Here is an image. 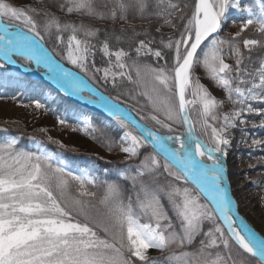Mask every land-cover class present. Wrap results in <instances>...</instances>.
I'll return each mask as SVG.
<instances>
[{"label":"snow or ice","instance_id":"snow-or-ice-1","mask_svg":"<svg viewBox=\"0 0 264 264\" xmlns=\"http://www.w3.org/2000/svg\"><path fill=\"white\" fill-rule=\"evenodd\" d=\"M37 5L0 0V86L40 87L11 76L9 66L43 73L66 96L107 113L104 128L118 136L91 124L83 131H100L102 147L123 155L100 179L74 172L39 141L35 151L21 149L19 137L0 128V264H264V236L238 215L225 166L232 130L246 134L240 126L249 116L264 129V0ZM230 13L242 23L221 36ZM99 81L116 94L105 95Z\"/></svg>","mask_w":264,"mask_h":264},{"label":"rangeland","instance_id":"rangeland-1","mask_svg":"<svg viewBox=\"0 0 264 264\" xmlns=\"http://www.w3.org/2000/svg\"><path fill=\"white\" fill-rule=\"evenodd\" d=\"M11 1L16 5L25 6L29 3L37 5V0ZM241 23L242 20L239 15L230 13L227 22L223 26L221 36L234 34L238 31ZM242 35L249 36L250 33L246 31ZM227 62L231 63V61ZM17 73L20 72L9 68L11 76H16ZM20 74L22 77H27L36 82L33 78ZM195 76L199 77L200 83L207 87L213 96L217 99L223 97L222 90L214 87L213 82L205 78V73L201 68L196 69ZM39 84L41 86L35 91L23 92L15 86H0V126L2 128L7 126L9 129L17 131L19 129L32 131L42 137L30 139L24 143L16 132L9 130L7 135L9 137H19L18 147L24 150L35 151L37 148L36 141H39L46 152L55 154L62 163L69 165L74 172L77 169L85 172L93 169V175L105 174L96 171L95 164L87 163V166L84 165L83 167L72 165L77 164L74 154H88L106 163L118 162L119 157L123 155L118 152L110 153L105 147H102L99 142L103 138L100 131L93 133L92 128H88L86 133L83 129L86 124H91L96 129H104L113 136H118L120 133L105 129L104 125L107 120L103 118L98 120L96 118L99 117L93 118L72 104H65L67 102L61 98L60 92L55 88L47 87L40 82ZM36 103L41 104L40 109L35 108ZM195 109L196 106L190 108L191 112L193 111L192 117L197 112ZM61 118L65 119L66 126L59 123ZM248 119L250 123L240 126L247 129L246 134L242 133L239 128L231 132V145L225 162L226 176L229 182L230 194L237 203L240 215L255 231L264 236V200L261 199V197H264V147L253 145V140L264 141V129L252 127L253 123H259V117L249 116ZM73 129L81 130L74 131ZM197 134H201L199 130ZM5 135V133L0 132V140ZM93 136L98 139H94ZM48 137L59 141L65 147L61 149L57 145L49 143ZM202 137L206 141L208 140L207 136ZM253 180L257 181L258 185L254 186L250 183ZM153 255H157V253L153 252Z\"/></svg>","mask_w":264,"mask_h":264},{"label":"trees","instance_id":"trees-1","mask_svg":"<svg viewBox=\"0 0 264 264\" xmlns=\"http://www.w3.org/2000/svg\"><path fill=\"white\" fill-rule=\"evenodd\" d=\"M12 2V1H11ZM13 3V2H12ZM14 4V3H13ZM14 5H16V4H14ZM16 6H24V5H16ZM58 15H61L64 19H66V20H76V19H78L77 17H75V16H65L63 13H57ZM101 27H105V26H108V25H106L105 23H103V22H97ZM138 23V22H137ZM118 27H119V25H118ZM167 30H169V31H167ZM171 29H168V28H165V29H162V32L165 34V35H167V34H169V33H171ZM48 47H49V49H51L52 48V43H49L48 45H47ZM57 59L58 60H60V57H57ZM61 63H63V65H65V66H67V67H70L71 69H73V66L71 65V64H69L68 62H67V60H62V61H60ZM96 63H97V66L98 67H104L105 65L103 64V62L101 61V59H100V56L99 55H97V58H96ZM161 63H163V62H161ZM99 75V74H98ZM99 84H100V90H102V91H104V93L106 94V95H115L116 93L114 92V91H112V89H111V85H108V87H107V90L105 91V89H104V85H103V82L102 81H99ZM41 86V85H40ZM60 95H61V98H63L67 103H65V104H69L70 105V103H69V101L67 100V98L64 96V94H62L61 92H60ZM121 100H123L124 101V104H127V105H134V106H137L138 107V105L136 104V101L135 100H131V99H129L128 97H126V96H121ZM141 103H143V100L141 99ZM193 112V111H192ZM192 112H191V110H190V116H191V119L193 120V118H194V122H195V120H197L198 119V114H197V112L195 113V115H194V117H192L193 116V114H192ZM93 118H95V117H93ZM96 119H98V120H100V118H96ZM0 128H2V126H0ZM4 128V127H3ZM10 131H13V132H16L19 136H20V139H21V141L22 142H27L28 140H30V139H39V138H42L40 135H37V134H35L34 132H32V131H27V130H14V129H9ZM199 135V134H198ZM203 138V137H202ZM204 139V138H203ZM205 140V139H204ZM206 141V140H205ZM52 147V146H51ZM52 148H54V147H52ZM22 149V148H21ZM78 156V158H76V162H77V164L75 165V164H72L73 166H79V167H83L84 165H86L87 166V163H90V164H95L96 165V171H98V172H104L105 173V169H115L117 166H118V162H112V163H106V162H103V161H101V160H99V159H97V158H95V157H93V156H91V155H88V154H86V155H84V154H78L77 155ZM83 158H84V160H83ZM75 162V161H74ZM89 171H91L92 172V174H93V169H91V170H89ZM101 174V173H100ZM95 176H97V177H99L100 179H104L105 178V174H103V175H95Z\"/></svg>","mask_w":264,"mask_h":264},{"label":"water","instance_id":"water-1","mask_svg":"<svg viewBox=\"0 0 264 264\" xmlns=\"http://www.w3.org/2000/svg\"><path fill=\"white\" fill-rule=\"evenodd\" d=\"M65 66V65H64ZM66 68H69L70 70H73V69H71L70 67H67V66H65ZM9 68H12V69H14V70H16V71H18V72H20V73H22V74H24V75H27V76H29V77H31V78H33V79H36V80H39V81H42V82H45L44 84L47 86V87H51V88H55V89H57V90H59L54 84H52L51 83V81H49V80H47V79H45V77H44V75H43V73H41V72H39V71H36L35 69H34V67H33V71L32 72H27V73H25V72H23V69H20V68H17L16 66H9ZM49 81V82H48ZM62 92V91H61ZM62 94H64L63 92H62ZM105 94V93H104ZM86 95H87V93H86ZM106 95V94H105ZM64 96L67 98V100L74 106V107H76L77 109H79V110H81L83 113H87L88 114V116H92V117H99V118H103V119H105V120H110L111 118L110 117H108L107 116V113H105V112H103V110L102 109H100V108H97L95 105H93V104H88V103H86V101H84V100H80V99H77L76 97H72V96H66L65 94H64ZM135 115V114H134ZM189 115H190V113H189ZM137 119H139V117L137 116L136 117ZM114 122V121H113ZM75 156H74V158L76 159V158H78V154H74ZM73 159V158H72ZM231 195V194H230ZM232 196V195H231ZM234 199V198H233ZM237 213H238V215L239 216H241L240 215V213H239V211H238V206H237ZM242 217V216H241ZM243 218V217H242ZM244 219V218H243Z\"/></svg>","mask_w":264,"mask_h":264},{"label":"bare ground","instance_id":"bare-ground-1","mask_svg":"<svg viewBox=\"0 0 264 264\" xmlns=\"http://www.w3.org/2000/svg\"><path fill=\"white\" fill-rule=\"evenodd\" d=\"M5 86H9V87H11L12 85H11V84H9V85H5Z\"/></svg>","mask_w":264,"mask_h":264}]
</instances>
